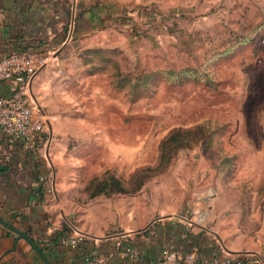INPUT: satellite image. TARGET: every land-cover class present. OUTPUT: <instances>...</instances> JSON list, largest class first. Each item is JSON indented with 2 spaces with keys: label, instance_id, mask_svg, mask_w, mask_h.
Wrapping results in <instances>:
<instances>
[{
  "label": "rangeland",
  "instance_id": "374dc122",
  "mask_svg": "<svg viewBox=\"0 0 264 264\" xmlns=\"http://www.w3.org/2000/svg\"><path fill=\"white\" fill-rule=\"evenodd\" d=\"M139 8L145 19L136 28H116L104 34L107 45L81 50L83 79L53 67L49 104H35L46 128L34 152L46 163L48 194L53 182H73L79 193L107 175L127 182L156 162L172 128L199 124L209 159L199 144L181 148L168 171L132 193L139 227L162 214L201 217L219 197L229 220L257 228L264 222V0H146Z\"/></svg>",
  "mask_w": 264,
  "mask_h": 264
},
{
  "label": "crops",
  "instance_id": "0c3cea01",
  "mask_svg": "<svg viewBox=\"0 0 264 264\" xmlns=\"http://www.w3.org/2000/svg\"><path fill=\"white\" fill-rule=\"evenodd\" d=\"M145 1L0 0V56L23 50L44 56V69L31 81L30 94L36 105L49 104L45 94L49 78L58 74L55 64L64 66L59 73L83 79L81 50L107 45L111 37L103 38L104 34L116 28L140 25L145 18L140 19L139 7ZM72 60L76 69L68 72ZM13 88L12 81H0V96L10 95ZM48 175L38 153L0 132V220L28 232L52 264H84V253L92 249L106 256L107 264H151L166 247L196 251L199 257L228 255L240 264H264L258 257L264 253V222L254 229L243 228L229 220L219 197L208 200L201 217L193 212L162 214L140 228L136 195L87 198L75 183L61 181L53 182L52 195L43 190L41 196L39 178ZM63 226L66 234L84 237L79 249L61 245L59 239L54 242ZM7 231L0 224V264H46L26 239ZM118 244L136 248L138 256L124 257ZM191 264L201 263L197 259Z\"/></svg>",
  "mask_w": 264,
  "mask_h": 264
},
{
  "label": "built area",
  "instance_id": "2783aa9c",
  "mask_svg": "<svg viewBox=\"0 0 264 264\" xmlns=\"http://www.w3.org/2000/svg\"><path fill=\"white\" fill-rule=\"evenodd\" d=\"M46 58L31 51L11 52L0 56V81L9 80L14 83L10 95L0 96V132L21 143L25 150L34 152L45 132V122L35 113L36 105L30 94L33 76L41 70ZM42 176L39 182L44 184V191L51 190L45 185ZM61 245L71 249H79L84 242L81 234L63 236ZM116 249L125 257L136 258L138 251L129 245L118 244ZM264 261V253L258 255ZM201 264H240L241 260L232 259L228 255L199 257L196 251L182 252L173 248H162L151 264H191L196 260ZM84 264H107V257L99 255L94 249L84 253Z\"/></svg>",
  "mask_w": 264,
  "mask_h": 264
},
{
  "label": "trees",
  "instance_id": "16d2710c",
  "mask_svg": "<svg viewBox=\"0 0 264 264\" xmlns=\"http://www.w3.org/2000/svg\"><path fill=\"white\" fill-rule=\"evenodd\" d=\"M206 141V132L199 124L189 127H174L160 140L158 145V156L154 164L136 169L131 173L127 182L121 181L112 175L104 176L100 180H92L85 187L87 198H93L99 195L112 196L114 194H132L139 191L142 186L153 177L168 171L178 150L189 147L193 143L202 146L203 155L206 159H209L211 146ZM43 190L41 184L38 190L41 196ZM65 231H67V228L64 226L63 229L58 230L54 242L58 239L60 240L63 236L69 235L66 234ZM7 232L17 237L16 233L13 231L9 230ZM25 233L29 234L28 232Z\"/></svg>",
  "mask_w": 264,
  "mask_h": 264
},
{
  "label": "water",
  "instance_id": "95a60500",
  "mask_svg": "<svg viewBox=\"0 0 264 264\" xmlns=\"http://www.w3.org/2000/svg\"><path fill=\"white\" fill-rule=\"evenodd\" d=\"M0 224L4 226L5 228L13 231L16 233L19 237H22L28 241V243L37 251V253L42 257V259L45 261L46 264H52L51 261L46 257V255L43 253V251L38 247V245L33 241L31 237H29L25 232L16 229L15 227L9 225L7 222L0 220Z\"/></svg>",
  "mask_w": 264,
  "mask_h": 264
}]
</instances>
